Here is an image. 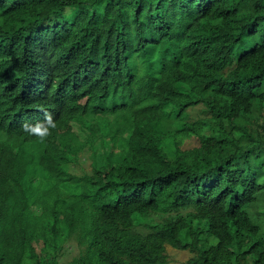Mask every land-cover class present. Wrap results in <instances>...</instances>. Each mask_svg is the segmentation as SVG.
Wrapping results in <instances>:
<instances>
[{"label":"trees","instance_id":"16d2710c","mask_svg":"<svg viewBox=\"0 0 264 264\" xmlns=\"http://www.w3.org/2000/svg\"><path fill=\"white\" fill-rule=\"evenodd\" d=\"M46 111V139L22 129ZM168 244L264 264V0H0V264Z\"/></svg>","mask_w":264,"mask_h":264},{"label":"rangeland","instance_id":"374dc122","mask_svg":"<svg viewBox=\"0 0 264 264\" xmlns=\"http://www.w3.org/2000/svg\"><path fill=\"white\" fill-rule=\"evenodd\" d=\"M191 114V119H195L200 115H204L205 112L203 111V106L199 105L195 108H191L190 110ZM199 144V139L194 136L191 138H187L186 141L183 144L184 148H189L195 145ZM90 150L89 157L88 153L86 151L82 152L80 155V163L78 166L75 165V168L78 170L79 173H82L83 170H91L92 169V162H93V157L92 153H96L97 160L100 159V154L102 153V148L99 143H96L93 146L88 147ZM42 168L40 167H30L29 172L31 173L30 176H35L36 172L37 175V181L40 182L41 184L43 183L44 178H41L42 174H40V170ZM78 251L77 247H72L70 254H73ZM167 252L169 256V262L167 264H189L188 260L190 257L193 255V253L190 250H183V249H177L173 247L172 245H167Z\"/></svg>","mask_w":264,"mask_h":264},{"label":"clouds","instance_id":"9594fccd","mask_svg":"<svg viewBox=\"0 0 264 264\" xmlns=\"http://www.w3.org/2000/svg\"><path fill=\"white\" fill-rule=\"evenodd\" d=\"M22 129L29 135H35L39 139L44 140L50 135V129L56 127V122L50 112H45V120L43 122H37L36 124H29L25 122L21 125ZM44 169L42 166H37ZM46 170V169H45Z\"/></svg>","mask_w":264,"mask_h":264}]
</instances>
